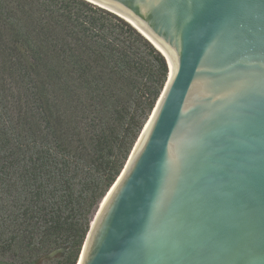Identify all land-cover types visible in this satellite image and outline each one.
<instances>
[{"label": "water", "instance_id": "1", "mask_svg": "<svg viewBox=\"0 0 264 264\" xmlns=\"http://www.w3.org/2000/svg\"><path fill=\"white\" fill-rule=\"evenodd\" d=\"M84 1L169 73L76 264H264V0Z\"/></svg>", "mask_w": 264, "mask_h": 264}, {"label": "trees", "instance_id": "2", "mask_svg": "<svg viewBox=\"0 0 264 264\" xmlns=\"http://www.w3.org/2000/svg\"><path fill=\"white\" fill-rule=\"evenodd\" d=\"M168 73L84 0H0V264L77 263Z\"/></svg>", "mask_w": 264, "mask_h": 264}]
</instances>
